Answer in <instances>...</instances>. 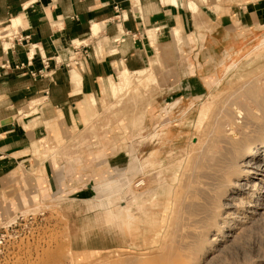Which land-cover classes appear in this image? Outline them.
I'll return each mask as SVG.
<instances>
[{"label":"rangeland","instance_id":"1","mask_svg":"<svg viewBox=\"0 0 264 264\" xmlns=\"http://www.w3.org/2000/svg\"><path fill=\"white\" fill-rule=\"evenodd\" d=\"M169 5L198 12L194 0ZM125 70L102 83L98 106L90 97L79 109L81 126L36 143L35 163L12 176L0 195V264H264V173L242 170L223 194L213 170L218 140L264 103V25L220 28Z\"/></svg>","mask_w":264,"mask_h":264},{"label":"crops","instance_id":"2","mask_svg":"<svg viewBox=\"0 0 264 264\" xmlns=\"http://www.w3.org/2000/svg\"><path fill=\"white\" fill-rule=\"evenodd\" d=\"M194 1L195 14L168 0H0V35L23 38L8 42V51L0 41V64H24L0 77V195L12 189L13 175L35 163L36 143L81 126L79 109L90 97L98 106L102 83L116 71H143L163 53L176 52L174 45H203L220 28L264 25V0ZM92 25L98 26L95 36ZM76 43L87 46L89 58L82 70L75 66L80 76L73 73L71 81L65 64Z\"/></svg>","mask_w":264,"mask_h":264},{"label":"bare ground","instance_id":"3","mask_svg":"<svg viewBox=\"0 0 264 264\" xmlns=\"http://www.w3.org/2000/svg\"><path fill=\"white\" fill-rule=\"evenodd\" d=\"M138 3V1H136ZM168 2L172 4H180L181 0H168ZM187 2V1H186ZM191 2V1H190ZM193 6V4H192ZM196 7V6H195ZM187 8H191L188 7ZM198 8V7H196ZM97 30V31H96ZM98 32V26L92 25L91 34H95ZM175 35H178V32H174ZM149 38L152 40L151 32H148ZM12 43V42H11ZM177 46V45H176ZM8 47V46H7ZM27 47V45H26ZM37 48V47H36ZM39 48V46H38ZM30 49V55H33L34 49L33 47H29ZM40 49V48H39ZM40 51V50H39ZM36 52V51H35ZM40 55V53H39ZM44 56V55H43ZM126 71V70H125ZM125 74V73H124ZM127 74V72H126ZM126 76V75H125ZM141 76V75H140ZM127 79V78H125ZM73 81L77 83L75 78H73ZM125 81V80H124ZM147 81V80H146ZM153 87V86H152ZM144 96V95H143ZM144 100V99H143ZM142 100V101H143ZM141 101V103H142ZM144 102V101H143ZM250 103V102H249ZM143 105V104H142ZM142 105L140 107H142ZM143 108V107H142ZM140 108V109H142ZM257 109L260 112V114H256L255 112H251V110L247 109L245 110V119H242L244 121L242 128V131L239 132L237 135L231 136V137H221L218 140V143L220 144V150L218 151V155L215 159V164L218 166V168H213L214 172L218 176V179L220 181V191L224 193H227L229 188H233L234 185H236V178L239 177L242 170H244V175L247 177L251 172L255 171H262L264 173V163L259 161V159L262 157V154L259 152H264V147L258 148V141L260 144H264V141L259 140L261 137H264V103L258 104ZM147 102L144 106V108L138 113L137 115V123H140L145 117L147 113ZM129 112V111H128ZM258 112V113H259ZM129 115L126 113V116ZM226 116V115H225ZM232 117V116H231ZM135 119V118H134ZM133 119V120H134ZM147 119V118H146ZM132 120V119H131ZM132 120V122H133ZM128 121V120H127ZM129 122V121H128ZM136 122V121H135ZM134 122V123H135ZM136 123V125H137ZM154 123V122H153ZM249 123L255 126L256 130V137L255 139H250L248 141V133L247 132V124L249 126ZM242 124V122H241ZM130 125V124H129ZM128 126V125H127ZM135 126V125H134ZM133 126V127H134ZM132 126H130L131 129ZM128 128V127H127ZM156 128V127H155ZM149 129V128H148ZM154 129V128H153ZM230 129V128H229ZM239 129V128H238ZM253 129V130H254ZM134 130H137L134 128ZM241 130V129H240ZM251 130V129H250ZM150 131V130H149ZM238 131V130H237ZM236 131V132H237ZM144 132V131H143ZM153 132V131H152ZM232 132V131H231ZM230 132V134H231ZM130 134V133H129ZM147 134V133H146ZM235 134V133H234ZM253 134V133H252ZM198 140V139H197ZM201 141V140H200ZM198 142V141H197ZM204 142V141H203ZM201 143V142H200ZM196 145V144H195ZM202 145V143H201ZM213 145V144H212ZM214 148V147H213ZM215 149V148H214ZM262 150V151H260ZM214 154L217 151H213ZM131 154V153H130ZM137 159H134V161ZM261 160V159H260ZM210 164V163H209ZM208 164V166H209ZM214 165V163H211ZM210 164V165H211ZM134 164L133 162L130 164L129 172L133 171ZM211 167V166H210ZM212 169H210L211 171ZM212 172V171H211ZM129 174V173H128ZM213 174V173H211ZM212 176V175H211ZM216 176V177H217ZM214 179V177H212ZM212 179V180H213ZM215 180V181H217ZM216 184V183H215ZM214 184V185H215ZM239 184V183H238ZM113 190L116 191L117 189V182L111 183ZM117 186V187H116ZM216 186H218L216 184ZM247 186V185H246ZM238 187V186H237ZM245 187V186H244ZM262 188V187H261ZM215 189V188H214ZM213 189V190H214ZM262 190V189H261ZM235 191V190H234ZM212 196V195H211ZM216 201V200H215ZM224 202V201H223ZM231 205V204H230ZM252 205V204H251ZM225 206V205H223ZM229 206V205H228ZM250 206V205H249ZM252 207V206H251ZM255 207V206H253ZM261 207V206H260ZM138 208V207H137ZM224 208V207H223ZM228 208V207H227ZM252 209V208H251ZM140 211V210H138ZM211 212V211H210ZM209 214V213H208ZM119 218V217H118ZM115 224L117 226L124 225L123 222L115 221Z\"/></svg>","mask_w":264,"mask_h":264},{"label":"built area","instance_id":"4","mask_svg":"<svg viewBox=\"0 0 264 264\" xmlns=\"http://www.w3.org/2000/svg\"><path fill=\"white\" fill-rule=\"evenodd\" d=\"M133 38L135 37L132 36ZM12 40L18 41H23V38L18 37V33H7L4 35H0V41L5 42L6 47H2L3 50L8 51L10 47L9 43ZM120 41V39H115V42ZM11 47H14L11 45ZM89 58V51L87 46H81L77 45L74 47L72 54L70 55L68 59V64L69 66L70 62H73V65L76 66L79 70H82L84 68V65L86 64L87 60ZM59 62V61H58ZM43 64L45 65V61L43 60ZM24 68V64H18V65H13L11 66L9 61H4L3 63L0 64V77L8 72L9 70H22ZM6 244V234L5 233H0V254L2 253L4 247Z\"/></svg>","mask_w":264,"mask_h":264}]
</instances>
